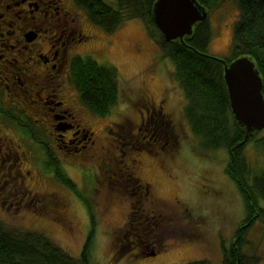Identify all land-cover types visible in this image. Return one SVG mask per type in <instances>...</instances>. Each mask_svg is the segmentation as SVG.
I'll return each instance as SVG.
<instances>
[{
  "label": "rangeland",
  "instance_id": "obj_1",
  "mask_svg": "<svg viewBox=\"0 0 264 264\" xmlns=\"http://www.w3.org/2000/svg\"><path fill=\"white\" fill-rule=\"evenodd\" d=\"M73 1L69 3L76 7ZM106 2L119 6L118 0ZM82 11L81 26L89 35L78 45L79 54L118 68L119 99L108 114H97L81 101L74 83L69 81V93H77V100H68L71 111L84 126L95 131L98 150L92 155H81L79 151L61 149V156L67 160L65 172L58 160L50 165L45 163L44 152L38 146L46 142L31 141L30 136L21 135L22 145L17 147L21 157L16 153L10 158L16 164L21 160L23 172L30 169L32 176L39 179L35 189L65 190L66 217L62 218L57 209L33 205L30 210L17 211L13 205L9 209L0 206V222L17 231H44L76 258L82 256L88 245V258L93 264H175L198 258L223 264L224 246L231 244L245 217V199L226 169L230 162L228 149H203L190 127L184 114L186 93L175 76L174 61L162 50L161 28L148 18L135 17L124 19L115 30L109 31ZM238 13L232 1L208 11L211 54L233 56ZM164 93H171L165 110L179 140L161 147L158 139L154 149L151 139L148 135L142 137L143 131L138 126L141 115L146 116L150 108L148 104L162 99ZM139 98L143 103L138 102ZM139 105L145 106L147 112H141ZM254 131L245 153L252 166L261 170L264 141L260 138L264 127ZM53 164L59 169L56 174ZM131 168L133 175L152 182L157 208L162 207L165 214L162 221L140 237L131 230L136 225L132 215L138 209L136 194H131L126 185L106 181L112 171ZM13 173L17 177L19 170L14 168ZM63 175L73 179L74 184L66 183ZM3 178L6 175L0 180ZM148 199L144 201L149 203ZM261 203L264 204V199ZM248 237L251 241L245 248L259 259L258 264H264V222L256 221ZM144 248L156 253H147Z\"/></svg>",
  "mask_w": 264,
  "mask_h": 264
},
{
  "label": "flooded vegetation",
  "instance_id": "obj_2",
  "mask_svg": "<svg viewBox=\"0 0 264 264\" xmlns=\"http://www.w3.org/2000/svg\"><path fill=\"white\" fill-rule=\"evenodd\" d=\"M83 14L69 0H0V178L6 175L0 180L2 207L9 209L14 205L17 211H27L35 205L57 209L62 218L66 217L65 190L35 189L39 179L32 176L30 169L23 172L21 160L17 164L10 160L22 145L21 135L30 136L31 141L46 142L38 146L44 152L45 163L50 165L58 160L65 172L61 149L79 151L81 155H92L98 150L95 131L77 120L68 103L69 99L77 100V93L68 90L73 82L72 60L80 55L78 45L89 35L81 26ZM168 95L171 93L150 102L148 112L139 105L141 112L147 114L141 115L138 127L143 131L142 137L148 135L151 139L154 149L158 139L161 147L179 140L170 125L172 118L165 110ZM139 101L143 103L140 98ZM71 117H74L72 121ZM28 122L32 124H25ZM23 125L26 129H22ZM52 166L56 174L59 169L55 164ZM11 167L19 170L18 179ZM132 173L133 168L112 171L106 181L126 185L131 194H136L138 209L132 214L136 225L131 230L140 237L162 221L165 214L162 207L157 208L152 182ZM143 251L156 253L145 248Z\"/></svg>",
  "mask_w": 264,
  "mask_h": 264
},
{
  "label": "trees",
  "instance_id": "obj_3",
  "mask_svg": "<svg viewBox=\"0 0 264 264\" xmlns=\"http://www.w3.org/2000/svg\"><path fill=\"white\" fill-rule=\"evenodd\" d=\"M156 0H118L115 7L106 0H74L89 19L113 31L126 18H148L158 27L153 7ZM209 11L232 1L238 8L234 25V54L221 57L209 52L212 28L209 16L197 22L183 39L168 40L162 34V50L175 64V76L187 97L185 116L198 135L203 149L227 148L230 162L227 171L245 199V217L229 246H224L223 264H258L259 259L245 248L251 241L250 229L256 221L264 222V169L256 170L248 160L245 147L256 131L246 135V127L232 110L225 79V61L241 55L251 56L264 80V0H199ZM225 59V60H223ZM72 81L81 101L100 115L108 114L120 96V77L115 65L100 63L88 55L72 60ZM264 92V86H263ZM264 141V135L260 138ZM66 183L74 180L62 176ZM91 207V206H90ZM93 216V214H92ZM88 246V245H87ZM76 258L55 238L35 230L17 231L0 222V264H93L88 248ZM175 264H212L198 258Z\"/></svg>",
  "mask_w": 264,
  "mask_h": 264
},
{
  "label": "water",
  "instance_id": "obj_4",
  "mask_svg": "<svg viewBox=\"0 0 264 264\" xmlns=\"http://www.w3.org/2000/svg\"><path fill=\"white\" fill-rule=\"evenodd\" d=\"M207 14L199 0H156L153 7L154 19L169 40L192 33L194 24ZM225 79L232 110L246 135L264 127V80L255 60L241 55L225 61Z\"/></svg>",
  "mask_w": 264,
  "mask_h": 264
},
{
  "label": "bare ground",
  "instance_id": "obj_5",
  "mask_svg": "<svg viewBox=\"0 0 264 264\" xmlns=\"http://www.w3.org/2000/svg\"><path fill=\"white\" fill-rule=\"evenodd\" d=\"M67 162V160H64V163Z\"/></svg>",
  "mask_w": 264,
  "mask_h": 264
}]
</instances>
